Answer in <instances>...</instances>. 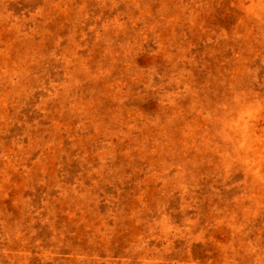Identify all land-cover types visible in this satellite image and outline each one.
Segmentation results:
<instances>
[{
  "label": "rangeland",
  "instance_id": "374dc122",
  "mask_svg": "<svg viewBox=\"0 0 264 264\" xmlns=\"http://www.w3.org/2000/svg\"><path fill=\"white\" fill-rule=\"evenodd\" d=\"M0 264H264V0H0Z\"/></svg>",
  "mask_w": 264,
  "mask_h": 264
}]
</instances>
